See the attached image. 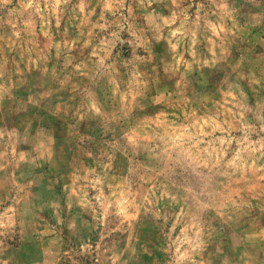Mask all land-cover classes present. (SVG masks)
I'll return each mask as SVG.
<instances>
[{
  "label": "rangeland",
  "instance_id": "rangeland-1",
  "mask_svg": "<svg viewBox=\"0 0 264 264\" xmlns=\"http://www.w3.org/2000/svg\"><path fill=\"white\" fill-rule=\"evenodd\" d=\"M0 264H264V0H0Z\"/></svg>",
  "mask_w": 264,
  "mask_h": 264
}]
</instances>
